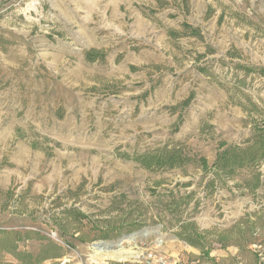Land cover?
<instances>
[{
  "label": "rangeland",
  "instance_id": "1",
  "mask_svg": "<svg viewBox=\"0 0 264 264\" xmlns=\"http://www.w3.org/2000/svg\"><path fill=\"white\" fill-rule=\"evenodd\" d=\"M151 252L264 264V0H0V264Z\"/></svg>",
  "mask_w": 264,
  "mask_h": 264
},
{
  "label": "bare ground",
  "instance_id": "2",
  "mask_svg": "<svg viewBox=\"0 0 264 264\" xmlns=\"http://www.w3.org/2000/svg\"><path fill=\"white\" fill-rule=\"evenodd\" d=\"M160 242V241H159ZM90 257L97 261L98 259H116V260H131L138 258L140 253L132 248L124 247V241L118 243H106L101 245H94Z\"/></svg>",
  "mask_w": 264,
  "mask_h": 264
},
{
  "label": "built area",
  "instance_id": "3",
  "mask_svg": "<svg viewBox=\"0 0 264 264\" xmlns=\"http://www.w3.org/2000/svg\"><path fill=\"white\" fill-rule=\"evenodd\" d=\"M147 258L149 260L148 262H151V263L154 261H156L158 264L164 263V259H162L161 257H157V255L153 252L149 253Z\"/></svg>",
  "mask_w": 264,
  "mask_h": 264
},
{
  "label": "trees",
  "instance_id": "4",
  "mask_svg": "<svg viewBox=\"0 0 264 264\" xmlns=\"http://www.w3.org/2000/svg\"><path fill=\"white\" fill-rule=\"evenodd\" d=\"M251 158H252V157H251ZM251 158H250V159H251ZM250 159H249V160H250ZM244 162H245V158H244V157H240V163L243 164ZM155 163L158 164V161L155 160ZM148 165H150V164H148ZM188 242L190 243V241H188Z\"/></svg>",
  "mask_w": 264,
  "mask_h": 264
},
{
  "label": "water",
  "instance_id": "5",
  "mask_svg": "<svg viewBox=\"0 0 264 264\" xmlns=\"http://www.w3.org/2000/svg\"><path fill=\"white\" fill-rule=\"evenodd\" d=\"M136 233H132V234H129V237H132L133 235H135ZM102 243H104V241H100V242H96L94 243L93 245H101Z\"/></svg>",
  "mask_w": 264,
  "mask_h": 264
},
{
  "label": "crops",
  "instance_id": "6",
  "mask_svg": "<svg viewBox=\"0 0 264 264\" xmlns=\"http://www.w3.org/2000/svg\"><path fill=\"white\" fill-rule=\"evenodd\" d=\"M54 257H57V256H54ZM39 261H41V260H39ZM153 264V263H152Z\"/></svg>",
  "mask_w": 264,
  "mask_h": 264
}]
</instances>
